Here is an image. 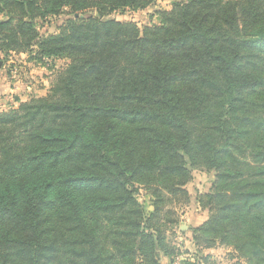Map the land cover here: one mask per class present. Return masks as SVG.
I'll return each mask as SVG.
<instances>
[{"label": "trees", "instance_id": "obj_1", "mask_svg": "<svg viewBox=\"0 0 264 264\" xmlns=\"http://www.w3.org/2000/svg\"><path fill=\"white\" fill-rule=\"evenodd\" d=\"M156 1L0 0V64L70 60L48 95L0 112V264H171L186 253L172 203L191 202L196 171L213 176L196 198L209 215L183 264H215L217 247L264 264V0L111 17Z\"/></svg>", "mask_w": 264, "mask_h": 264}, {"label": "rangeland", "instance_id": "obj_2", "mask_svg": "<svg viewBox=\"0 0 264 264\" xmlns=\"http://www.w3.org/2000/svg\"><path fill=\"white\" fill-rule=\"evenodd\" d=\"M174 1L175 0H157L146 9H127L124 12H115L111 15V17L118 20L135 21L143 27L145 25L158 22L157 15L154 13L157 10L171 9ZM69 18H73V16L68 15L67 13L48 17L45 21L40 23V37H48L59 33L61 27ZM32 57L33 56H31V53L29 52L10 51L3 54V60L0 64V112L16 109L20 106V102L48 95L59 73H61L70 62L67 58H57L45 60L44 64H41ZM212 180V174L202 171L194 172L192 181L186 186L192 197L191 202L179 205L180 202L174 201L172 206L175 207L178 213L181 214L183 212L189 214L196 213V215H199L201 219L204 216H208V210L203 209L200 205H198L196 198L197 195L209 191ZM138 198L145 204L148 211L152 210L151 195L146 193L143 188L140 189ZM183 222L184 221L181 215L180 224ZM180 232L181 231H178V234H180ZM177 243L182 244L178 241ZM189 247L191 250H189ZM182 248L191 256V258L194 256L196 247L193 251L192 246L185 243ZM226 250L227 249L223 247L217 249L215 251V255L213 256L214 259L218 258L220 260L225 257L227 259L221 260V264H228L230 260H228V251Z\"/></svg>", "mask_w": 264, "mask_h": 264}, {"label": "crops", "instance_id": "obj_3", "mask_svg": "<svg viewBox=\"0 0 264 264\" xmlns=\"http://www.w3.org/2000/svg\"><path fill=\"white\" fill-rule=\"evenodd\" d=\"M181 215H182V219H183V221L185 223L183 222L182 224H180V228H181V231L182 232H180V234H178V232L176 233L175 240L178 241V242H181L182 245L185 244V243L190 244L192 246V250L194 251L195 250L194 249L195 248L194 247L195 245H193L194 242L192 240V231H191V228L200 225L206 219L207 216H204L201 219V217L199 215H196V213L195 214H193V213L192 214H189V213H186V212L184 213L183 212ZM217 249H220V247L206 249L205 250V254H210L212 256L211 258L213 260H215L214 262L216 264H221V260H225L227 258L224 257L223 259H220V260L218 258L217 259H214L213 256L215 255V251ZM189 250H191L190 247H189ZM226 251H228V249ZM157 257L160 259V263L161 264H170L169 258L166 255H164V253H162L161 251H158L157 252ZM188 259L192 263L195 261V258L194 257L191 258V256ZM228 260H230V259L228 258ZM228 264H232V260H230Z\"/></svg>", "mask_w": 264, "mask_h": 264}, {"label": "built area", "instance_id": "obj_4", "mask_svg": "<svg viewBox=\"0 0 264 264\" xmlns=\"http://www.w3.org/2000/svg\"><path fill=\"white\" fill-rule=\"evenodd\" d=\"M188 255L189 254L187 253H183L177 256V258L171 264H183V262L190 257V255L189 256Z\"/></svg>", "mask_w": 264, "mask_h": 264}, {"label": "water", "instance_id": "obj_5", "mask_svg": "<svg viewBox=\"0 0 264 264\" xmlns=\"http://www.w3.org/2000/svg\"><path fill=\"white\" fill-rule=\"evenodd\" d=\"M78 16V14L76 15V17ZM81 16H83V15H81Z\"/></svg>", "mask_w": 264, "mask_h": 264}]
</instances>
